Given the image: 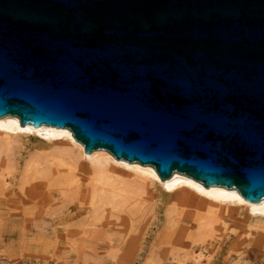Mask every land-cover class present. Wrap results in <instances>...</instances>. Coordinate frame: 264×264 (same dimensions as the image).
I'll use <instances>...</instances> for the list:
<instances>
[{
	"label": "water",
	"instance_id": "1",
	"mask_svg": "<svg viewBox=\"0 0 264 264\" xmlns=\"http://www.w3.org/2000/svg\"><path fill=\"white\" fill-rule=\"evenodd\" d=\"M264 197V0H0V117Z\"/></svg>",
	"mask_w": 264,
	"mask_h": 264
},
{
	"label": "bare ground",
	"instance_id": "2",
	"mask_svg": "<svg viewBox=\"0 0 264 264\" xmlns=\"http://www.w3.org/2000/svg\"><path fill=\"white\" fill-rule=\"evenodd\" d=\"M30 139L39 142L31 146L33 151L20 167L17 164L21 161L17 157L18 151ZM14 173L19 174L22 187L28 188V193L24 190V196L15 200L9 197L4 177ZM64 189L72 190L69 204L59 210H52L50 206L47 209L46 204L50 205L54 191ZM74 197L79 199L75 201ZM164 197H167L168 204L164 209L165 225L161 237L169 247L162 253L163 259L177 261L175 264H186L188 253L181 250L188 246L183 237L192 224H196V231L202 236L224 217L264 221V197L249 202L235 188L204 186L179 172L160 179L150 164L117 160L101 149L85 153L66 128L20 126L15 116L0 117V217L5 222L12 219L27 221L47 214L53 225H62L87 212L96 217L106 207L112 211L128 208L137 213L149 208L155 215L157 205L164 201ZM4 207L14 211L13 214L4 217ZM72 228L73 224L71 228L59 231L63 234L61 237L75 242V235L79 232ZM60 232L57 231L55 237ZM82 232L83 235L86 233L85 230Z\"/></svg>",
	"mask_w": 264,
	"mask_h": 264
},
{
	"label": "rangeland",
	"instance_id": "3",
	"mask_svg": "<svg viewBox=\"0 0 264 264\" xmlns=\"http://www.w3.org/2000/svg\"><path fill=\"white\" fill-rule=\"evenodd\" d=\"M37 142L27 140L24 148L18 151L17 157L21 161L17 164L20 167L33 151L31 146ZM4 177L11 199L24 196V190L28 193V188L20 184L18 173ZM71 191H54L46 208L50 206L52 210H59L67 206ZM74 199L76 201L79 197ZM166 200L164 197V201L158 203L155 215L149 208L137 213L128 208L112 211L106 207L96 217L87 212L62 225H53L47 214H43V222L37 216L27 221L12 219L9 222L0 217V264H175L177 261L163 259L162 253L169 247L161 237L165 225L164 209L168 204ZM4 209V217L14 212ZM72 224V229L79 232L75 235V242L61 237L63 234L59 231L71 228ZM192 226L183 237V242L188 245L181 250L188 253L186 264H264V221L224 217L202 236L198 234L196 224ZM82 229L86 231L84 235ZM57 231L60 233L55 237Z\"/></svg>",
	"mask_w": 264,
	"mask_h": 264
}]
</instances>
